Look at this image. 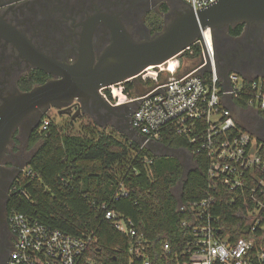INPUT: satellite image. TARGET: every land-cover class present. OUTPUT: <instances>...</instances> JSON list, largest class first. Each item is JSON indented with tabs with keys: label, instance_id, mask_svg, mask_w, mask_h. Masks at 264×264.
I'll list each match as a JSON object with an SVG mask.
<instances>
[{
	"label": "trees",
	"instance_id": "1",
	"mask_svg": "<svg viewBox=\"0 0 264 264\" xmlns=\"http://www.w3.org/2000/svg\"><path fill=\"white\" fill-rule=\"evenodd\" d=\"M163 5L147 17V24L156 33L164 28ZM244 23L230 26V33L239 36ZM194 53L186 50L183 56L195 58L201 48L193 44ZM182 56V57H183ZM47 75L37 73L22 76L25 90L46 81ZM152 82H148L151 84ZM133 83L128 82V87ZM249 95L237 99L240 107L247 106ZM264 117V112L262 113ZM34 129L29 143L40 142L13 183L7 203V213L20 212L52 228L60 229L86 240L91 239L87 257L102 264H184L190 260L188 247L194 238V225H184L199 217L198 209L181 210L180 204L200 202L213 197L207 208L218 217V229L231 242L241 237L254 238L250 254L253 264H264V228L251 231L248 209L253 208L251 188L232 189L208 174L209 158L199 151L200 142L192 135L206 130L204 121L190 135L180 134L175 126L162 129L161 143L188 151L194 167L184 174L181 160L174 156L156 155L127 136L106 132L99 125L70 119L57 124L51 118L46 130L42 124ZM16 142L20 143L19 139ZM262 154L264 155V141ZM175 189H179L177 195ZM127 192L123 194V192ZM258 199L264 198L260 194ZM107 211L116 212L136 230L131 236L121 231ZM198 218L196 225L206 223ZM143 236L142 254L131 252L137 238ZM169 243L170 251L165 250Z\"/></svg>",
	"mask_w": 264,
	"mask_h": 264
},
{
	"label": "built area",
	"instance_id": "2",
	"mask_svg": "<svg viewBox=\"0 0 264 264\" xmlns=\"http://www.w3.org/2000/svg\"><path fill=\"white\" fill-rule=\"evenodd\" d=\"M181 1L197 13L219 0ZM193 44L201 48V61L194 69L183 72L180 58L186 50L194 53ZM193 44L175 56V60L171 58L141 71L137 79L145 83L142 94L130 96L128 82L138 81L133 78L102 86L99 93L111 106L132 104L131 128L145 135L147 141L161 142L162 129L169 125L175 126L180 134L190 135L197 129L198 122H206V130L200 131L198 136L192 135V139L200 142L198 150L209 158L208 174L211 178L232 189L251 188L256 203L253 208L247 207L248 224L254 232L264 228V201L255 196L260 194L264 198L263 142H259L258 136L259 132H264V126L260 128V116L263 117L264 112V76L251 77L230 71L229 86L226 87L220 75L213 29H203L202 38ZM150 81L152 83L148 84ZM246 94L249 95L247 106H238L237 99ZM252 118H257L258 126H249ZM50 122L51 119L46 118L42 129L46 130ZM259 128L261 130L257 131ZM213 203L214 198L209 197L179 206L181 210H199V217L196 215L193 221L183 222L184 225H194V238L188 247L190 260L184 264H253L250 252L255 239L241 237L231 242L223 236L218 229L219 218L207 212ZM106 217L113 219L121 231L133 237L137 235L136 230L128 227L126 220L116 212L107 211ZM198 218L207 222L196 225ZM8 222L14 237L10 264H102L87 257L91 239L52 228L20 212L8 214ZM164 248L170 251L169 243H165ZM144 249L141 235L131 252L140 255ZM259 256L263 257L264 252Z\"/></svg>",
	"mask_w": 264,
	"mask_h": 264
},
{
	"label": "flooded vegetation",
	"instance_id": "3",
	"mask_svg": "<svg viewBox=\"0 0 264 264\" xmlns=\"http://www.w3.org/2000/svg\"><path fill=\"white\" fill-rule=\"evenodd\" d=\"M169 4L172 6L169 7ZM163 5L168 6L164 12V25L173 14L190 8L181 0H0V30L10 28L22 33L33 48L68 65L77 62L82 50L89 48L93 51L96 65L98 58L112 45L113 30L118 27L116 23L122 24L134 39L148 40L155 33L146 19L153 11L161 10ZM239 23H244V30L239 36L230 33L231 25L213 29L216 48L222 52L232 50L239 55L243 54L242 50L245 51V57L239 58L236 53L233 61L242 64L245 75L257 76L256 69L264 68V23ZM38 71L11 42L0 36V107L13 93L26 91L20 83L22 76ZM46 75V81L56 77ZM135 84L134 88L145 86L140 80ZM70 104L74 111L82 107V115L91 116L107 126L120 130L131 128L132 104L111 109L97 100H90L87 104L74 100ZM42 118L35 117L36 122L32 123H36L35 129H38ZM256 119H250L249 123L258 126ZM25 132L26 125L15 131L13 142L8 145L0 164V264H10L14 248L7 213L13 189L8 170L24 164L21 136ZM18 139L20 143L16 142Z\"/></svg>",
	"mask_w": 264,
	"mask_h": 264
},
{
	"label": "water",
	"instance_id": "4",
	"mask_svg": "<svg viewBox=\"0 0 264 264\" xmlns=\"http://www.w3.org/2000/svg\"><path fill=\"white\" fill-rule=\"evenodd\" d=\"M239 22L264 23V0H219L197 13L189 8L173 14L171 21L164 25L163 30L156 32L148 40L134 39L122 24L116 23L118 27L113 30L112 45L98 58L96 65H94L93 51L89 48L82 50L77 62L68 65L33 48L22 33L10 28H1L6 32L0 30V36L11 42L22 56L31 61L34 67L56 77L34 85L30 90H19L18 93H13L4 100L0 107V164L18 128L26 125L27 132L24 136L30 138L37 127L36 123L32 124L36 122L37 115L41 119L50 108L56 107L59 114L75 119L83 113V108L78 107L74 111L73 105L70 104L74 100L86 104L90 100H97L109 109L118 108L103 100L99 93L102 86L131 78L138 80L137 75L144 69L165 63L181 54L198 38H202V30L206 27L214 29ZM214 42H216L215 37ZM216 51L220 75L227 87L230 71L245 75L244 67L233 61L238 52L232 50L222 52L217 48ZM242 52V55L238 54L239 58L246 56V52L243 50ZM256 70L257 76H264L263 67L261 70ZM260 119L262 121L260 128H262L264 118L260 116ZM260 128L257 131H260ZM121 131L127 133L128 137L138 144H145L156 155L179 158L182 154L180 148H174L161 142L147 141V137L135 129H121ZM260 139L264 141V135ZM186 156L190 160L193 158L189 153ZM27 165L28 162L19 168L8 170L12 178L11 185L17 174ZM183 169L186 174L185 163Z\"/></svg>",
	"mask_w": 264,
	"mask_h": 264
},
{
	"label": "rangeland",
	"instance_id": "5",
	"mask_svg": "<svg viewBox=\"0 0 264 264\" xmlns=\"http://www.w3.org/2000/svg\"><path fill=\"white\" fill-rule=\"evenodd\" d=\"M168 6L171 7L172 5L169 4ZM170 21H171V19H169L168 23ZM175 59L176 58H174V60ZM200 61H201L200 55L197 56V57H195V58H188L186 56H183V57L180 58L181 69L183 70V72L190 71V70L194 69L200 63ZM134 85H136L135 84V81L133 82L132 87L128 88V92H129V94H130L131 97H133L135 95L142 94L144 92V88H142L141 86H137L136 88H134ZM46 114L49 116V118H51L52 120H54L57 124H64V123L67 124L68 120L70 119V116L65 115V114H59L58 111H57V109H53V108L50 109L48 111V113H46ZM239 116L241 117V114H239ZM77 119H79L77 121V126L79 124H81V123H91V125L94 123L96 125H99L100 129L103 130V131H106V132L114 131L118 136L124 135V136H127L128 137V134L122 132L120 130V128H115V127H112V126H109V125L107 126V125H105L103 123H100V122L98 123L91 116H88V115H85L84 116V115L81 114V115H79L77 117ZM249 126L254 127L253 124H249ZM258 134H259L258 135L259 137H262V135H264V132L262 131V132H259ZM21 137H23L21 139L22 140L21 148L23 149V155H24L23 160H24V164H25V163L28 162V160L30 159V157L32 156V154L34 153V151L38 148V146L40 145V142L37 143L36 145L31 146L30 143H29V138H26V136H24V135L21 136ZM181 150H182L181 151L182 154H181V156H179V159L181 160L182 164L185 163L186 171L188 172L190 169H192L195 166L194 165V162H193V158L190 160L188 158V156H186V155H188L189 152L186 151V150H184V149H181ZM175 192L178 195L179 194V189H175Z\"/></svg>",
	"mask_w": 264,
	"mask_h": 264
}]
</instances>
